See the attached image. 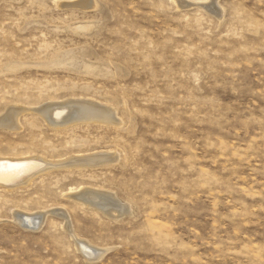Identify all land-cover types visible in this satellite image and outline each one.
<instances>
[{
  "label": "rangeland",
  "instance_id": "rangeland-1",
  "mask_svg": "<svg viewBox=\"0 0 264 264\" xmlns=\"http://www.w3.org/2000/svg\"><path fill=\"white\" fill-rule=\"evenodd\" d=\"M212 2L0 0V157L48 167L0 188V264H264V0Z\"/></svg>",
  "mask_w": 264,
  "mask_h": 264
},
{
  "label": "bare ground",
  "instance_id": "bare-ground-1",
  "mask_svg": "<svg viewBox=\"0 0 264 264\" xmlns=\"http://www.w3.org/2000/svg\"><path fill=\"white\" fill-rule=\"evenodd\" d=\"M210 9L211 10L213 9L215 12L220 14V11L216 6L215 0H213L212 6L210 7ZM90 102H87L85 100H84V102H76V103L72 102V103H70V106H66V107H68L69 110L74 109L77 112L82 111V110L85 111V109H88L94 113H96V112L97 113H99V112L103 113V111L100 110V107L96 106V104H93V103L91 104ZM67 103H68V101H67ZM61 104H63V103H61ZM65 110H67V109H65ZM74 110H72V111H74ZM105 111H106V114L103 113L104 114L103 117H105L107 119L110 117L112 118L113 110L112 109H106ZM44 115H46V114H44ZM0 122L3 123L8 128L17 129L18 128V113L16 111L8 112L3 118H1ZM59 126H60V124H59ZM102 157H103L102 154H97V155L93 154L89 157L85 156V157H77V158H73V159L75 161H82V160L87 161V159H89V160L94 159V161L98 160L97 162H100L102 160ZM106 157L108 158L109 156H106ZM73 159H71L69 161H72ZM103 160H102V162H103ZM43 161L46 162L40 156H26V157H14V158H11L9 156L0 157V188H3L5 190H9V189L11 190V188H13V187L19 188V186H22V185H25V184L32 182L34 180V177H36V176L39 177V174L42 175V173L47 171L48 167L41 169V170L37 171L36 173H32L41 167L40 164ZM77 164L84 165V163H82V162H80V163L77 162ZM87 164H89V163H87ZM70 166H71V164H70ZM66 196L67 197H73V198L76 197L77 199H78V196L81 197V199L83 197L88 196L90 198L97 200L98 202L103 200V201L107 202V203H105V204L103 203V204L104 205L107 204L109 207H111L110 210H114V213H118L117 214L118 216H120L123 213L129 212V209H128L129 206H127V205L126 206H123V205L117 206L118 202H116V200H115L116 199L114 197L115 194L107 193L105 191L103 192L102 190L101 191L86 190V188H85V189H81V191H79V193L77 192V194L69 193ZM60 210H61V213H59L58 215L63 217L62 223H63L64 227L67 229V231L69 232L75 246L79 250H83L84 252L93 254L92 256L95 259L96 258L99 259L102 255H104V253H106L107 249L103 250V249L98 248L96 246L94 247L91 243H89V242L87 243L86 240L78 237L76 235V233L73 231V229L71 228V226L69 225L68 217L63 212V209H60ZM13 215L15 217L14 219L20 225H22L23 227H26L27 224H29V225H31V227L33 229L39 228L41 226L42 220L44 219V218H42L43 217L42 213L39 214V212H36V214H35V212L29 213V212H23V211H15V213L13 212ZM87 253H86V255H87Z\"/></svg>",
  "mask_w": 264,
  "mask_h": 264
}]
</instances>
